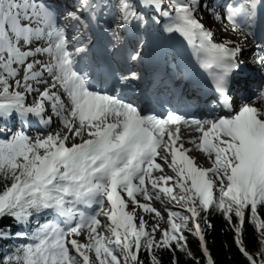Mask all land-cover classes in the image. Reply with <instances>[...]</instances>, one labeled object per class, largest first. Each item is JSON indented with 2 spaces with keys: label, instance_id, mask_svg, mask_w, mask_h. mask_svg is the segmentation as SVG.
<instances>
[{
  "label": "snow or ice",
  "instance_id": "6c2138e0",
  "mask_svg": "<svg viewBox=\"0 0 264 264\" xmlns=\"http://www.w3.org/2000/svg\"><path fill=\"white\" fill-rule=\"evenodd\" d=\"M0 264H264V0H0Z\"/></svg>",
  "mask_w": 264,
  "mask_h": 264
},
{
  "label": "trees",
  "instance_id": "16d2710c",
  "mask_svg": "<svg viewBox=\"0 0 264 264\" xmlns=\"http://www.w3.org/2000/svg\"><path fill=\"white\" fill-rule=\"evenodd\" d=\"M213 223L216 224V231L212 233L209 236V242L212 243L213 240L215 241L214 246H213V251L218 253L220 251L221 245L225 242V236L223 233L220 231V222L217 221L215 218H213Z\"/></svg>",
  "mask_w": 264,
  "mask_h": 264
},
{
  "label": "rangeland",
  "instance_id": "374dc122",
  "mask_svg": "<svg viewBox=\"0 0 264 264\" xmlns=\"http://www.w3.org/2000/svg\"><path fill=\"white\" fill-rule=\"evenodd\" d=\"M187 147H191V145H186ZM195 158H196V161H197V165H203L205 167H208L210 166V164L207 162V158H205L204 154L196 151V152H193L191 153Z\"/></svg>",
  "mask_w": 264,
  "mask_h": 264
},
{
  "label": "bare ground",
  "instance_id": "6f19581e",
  "mask_svg": "<svg viewBox=\"0 0 264 264\" xmlns=\"http://www.w3.org/2000/svg\"><path fill=\"white\" fill-rule=\"evenodd\" d=\"M203 154V153H202ZM206 158V157H205Z\"/></svg>",
  "mask_w": 264,
  "mask_h": 264
}]
</instances>
